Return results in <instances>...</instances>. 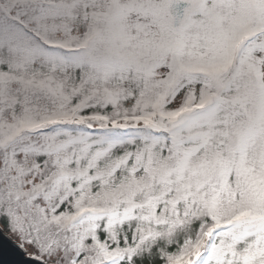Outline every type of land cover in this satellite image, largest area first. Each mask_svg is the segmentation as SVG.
Returning a JSON list of instances; mask_svg holds the SVG:
<instances>
[{"label":"snow or ice","instance_id":"snow-or-ice-1","mask_svg":"<svg viewBox=\"0 0 264 264\" xmlns=\"http://www.w3.org/2000/svg\"><path fill=\"white\" fill-rule=\"evenodd\" d=\"M0 219L39 264H264V0H0Z\"/></svg>","mask_w":264,"mask_h":264},{"label":"water","instance_id":"water-1","mask_svg":"<svg viewBox=\"0 0 264 264\" xmlns=\"http://www.w3.org/2000/svg\"><path fill=\"white\" fill-rule=\"evenodd\" d=\"M0 226V264H39Z\"/></svg>","mask_w":264,"mask_h":264},{"label":"rangeland","instance_id":"rangeland-1","mask_svg":"<svg viewBox=\"0 0 264 264\" xmlns=\"http://www.w3.org/2000/svg\"><path fill=\"white\" fill-rule=\"evenodd\" d=\"M7 233L15 240L17 241L20 245L22 243V240L20 238V236L17 233H14L11 229L9 231H7ZM23 249L26 251V254L29 256H32L35 252L36 249L33 248L32 246L28 245L25 243Z\"/></svg>","mask_w":264,"mask_h":264},{"label":"trees","instance_id":"trees-1","mask_svg":"<svg viewBox=\"0 0 264 264\" xmlns=\"http://www.w3.org/2000/svg\"><path fill=\"white\" fill-rule=\"evenodd\" d=\"M0 226L7 232L10 230L8 221L6 219H0ZM155 264H160L159 260L155 261Z\"/></svg>","mask_w":264,"mask_h":264}]
</instances>
